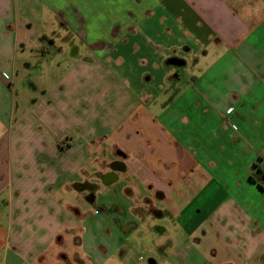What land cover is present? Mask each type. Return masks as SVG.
Segmentation results:
<instances>
[{
    "label": "crops",
    "instance_id": "1",
    "mask_svg": "<svg viewBox=\"0 0 264 264\" xmlns=\"http://www.w3.org/2000/svg\"><path fill=\"white\" fill-rule=\"evenodd\" d=\"M59 28L65 72L30 75ZM87 161L102 186L71 187ZM258 170L264 0H0V264H129L123 209L146 264H264ZM120 179L104 215L69 200Z\"/></svg>",
    "mask_w": 264,
    "mask_h": 264
},
{
    "label": "rangeland",
    "instance_id": "2",
    "mask_svg": "<svg viewBox=\"0 0 264 264\" xmlns=\"http://www.w3.org/2000/svg\"><path fill=\"white\" fill-rule=\"evenodd\" d=\"M47 36V35H45ZM48 41H46V48L53 49L51 52L46 53H32L33 55H36V57L33 58L32 61V70L29 72L30 75L35 74H42V75H48V74H60L61 72H65L67 68V63L72 57V49L70 44V38L68 35L59 28V31L57 34L50 35L46 37ZM72 41V40H71ZM50 42H53V44H50ZM37 60H42L41 62ZM39 62V63H38ZM59 63V64H58ZM58 65V66H57ZM28 75V74H27ZM35 84V83H32ZM48 82H43V87L46 86ZM26 85V84H25ZM27 85H30L29 82H27ZM26 85V90L27 89ZM17 89V88H16ZM103 160L107 163L113 162L114 154L110 151V149L105 153ZM77 164V163H76ZM81 163L78 164V167ZM113 164V163H112ZM111 164V165H112ZM101 161H87L84 165L81 164L80 170L75 172V176L70 179L69 185L71 183V187L73 185H78L79 183L91 182V184H99V186H102V181L98 179V177L92 176L93 173H96L97 171H100L103 169L101 166ZM83 173V174H82ZM121 178L122 175H119ZM104 179V178H103ZM102 179V180H103ZM125 179H120L119 182L112 183L110 187L107 188H98V189H89L86 188L82 191H73L74 198L72 195L69 196V200L73 199V203L76 204L78 207L84 208L88 212H97L104 215L103 207H114L118 206L120 204H129L131 203L130 199L125 198L121 194V188L124 186ZM74 185V187H75ZM76 190V189H75ZM90 198V200H89ZM77 207V208H78ZM110 222L111 220H118L120 222V228L113 225L114 223H109L108 229H110L113 233H117L120 235V237L124 240L122 245L117 248V251L115 254L122 259L123 262L129 263V264H146L148 262V258L150 257V250L152 241H145L138 240L137 238H132L129 236L132 229H129L132 224L135 222L133 221V214L131 211H127L126 209L121 210L120 216L116 215L113 211H107L104 215ZM86 219V218H85ZM151 221H157L153 217L149 218ZM147 226V224H146ZM156 238V237H155ZM128 239V240H127ZM57 246L53 248V250H56ZM66 250L68 249L70 253L73 251V245L71 242L66 244L64 247ZM125 252V257H120L121 252ZM74 253V252H73ZM140 257L143 259V261L140 260ZM73 262V261H72Z\"/></svg>",
    "mask_w": 264,
    "mask_h": 264
},
{
    "label": "trees",
    "instance_id": "3",
    "mask_svg": "<svg viewBox=\"0 0 264 264\" xmlns=\"http://www.w3.org/2000/svg\"><path fill=\"white\" fill-rule=\"evenodd\" d=\"M254 179H256V177L258 179L264 180V174L262 171L258 170L254 172V175L252 176ZM257 181V180H256Z\"/></svg>",
    "mask_w": 264,
    "mask_h": 264
},
{
    "label": "flooded vegetation",
    "instance_id": "4",
    "mask_svg": "<svg viewBox=\"0 0 264 264\" xmlns=\"http://www.w3.org/2000/svg\"><path fill=\"white\" fill-rule=\"evenodd\" d=\"M84 188L93 189V186L92 185H85Z\"/></svg>",
    "mask_w": 264,
    "mask_h": 264
}]
</instances>
